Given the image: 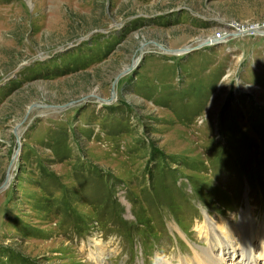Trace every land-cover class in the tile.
<instances>
[{
	"label": "rangeland",
	"instance_id": "374dc122",
	"mask_svg": "<svg viewBox=\"0 0 264 264\" xmlns=\"http://www.w3.org/2000/svg\"><path fill=\"white\" fill-rule=\"evenodd\" d=\"M248 217L264 0H0V264H241Z\"/></svg>",
	"mask_w": 264,
	"mask_h": 264
},
{
	"label": "bare ground",
	"instance_id": "6f19581e",
	"mask_svg": "<svg viewBox=\"0 0 264 264\" xmlns=\"http://www.w3.org/2000/svg\"><path fill=\"white\" fill-rule=\"evenodd\" d=\"M262 232H264V229H259V230H253L252 232H250L249 231V233L246 235V238H248V241H250V240H255V239H259V238H257ZM260 244H262L261 243V241H260ZM251 246V245H250ZM262 247H263V244L261 245ZM202 259V258H201ZM203 261V260H202ZM201 261V263L202 264H204V261L202 262Z\"/></svg>",
	"mask_w": 264,
	"mask_h": 264
},
{
	"label": "water",
	"instance_id": "95a60500",
	"mask_svg": "<svg viewBox=\"0 0 264 264\" xmlns=\"http://www.w3.org/2000/svg\"><path fill=\"white\" fill-rule=\"evenodd\" d=\"M160 47H161V45H159ZM203 46V44H199V45H197V46H195L194 48H190V49H186V50H183L184 52H188V51H191V50H195V49H198V48H200V47H202ZM130 68H133V66H131ZM33 105L31 104L30 105V107H32ZM29 107V108H30ZM14 132H15V128H14ZM17 145H18V147L16 148V150H15V153H17L18 151H19V149H20V146H21V143H20V140H19V137H17ZM7 181H4L3 182V184L1 185L2 187L5 185V183H6Z\"/></svg>",
	"mask_w": 264,
	"mask_h": 264
}]
</instances>
